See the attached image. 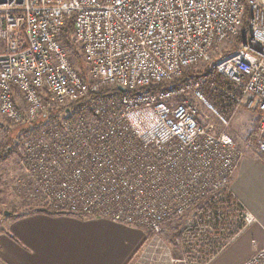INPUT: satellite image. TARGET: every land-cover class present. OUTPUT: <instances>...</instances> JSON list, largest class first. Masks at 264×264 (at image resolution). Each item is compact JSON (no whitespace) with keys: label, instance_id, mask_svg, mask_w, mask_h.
Masks as SVG:
<instances>
[{"label":"built area","instance_id":"built-area-1","mask_svg":"<svg viewBox=\"0 0 264 264\" xmlns=\"http://www.w3.org/2000/svg\"><path fill=\"white\" fill-rule=\"evenodd\" d=\"M247 7L246 38L223 51ZM71 19L84 73L65 41ZM200 64L232 83L224 92L235 108L257 112L258 136L246 147L264 153V0H0V131L1 120L53 119L23 140L19 197L146 228L154 234L147 249L160 244L166 224L210 198L219 206L225 194L231 207L207 205L204 220L222 232L255 222L231 190L245 153L229 119L204 94L202 78L179 81ZM239 264H264V248Z\"/></svg>","mask_w":264,"mask_h":264},{"label":"crops","instance_id":"crops-1","mask_svg":"<svg viewBox=\"0 0 264 264\" xmlns=\"http://www.w3.org/2000/svg\"><path fill=\"white\" fill-rule=\"evenodd\" d=\"M231 190L256 221L229 239L210 236L217 243L188 227L185 243L161 232L171 246L152 243L147 249L145 230L107 218L8 213L0 227V264H239L264 248V156L255 149L245 148ZM189 215L194 221V212Z\"/></svg>","mask_w":264,"mask_h":264},{"label":"rangeland","instance_id":"rangeland-1","mask_svg":"<svg viewBox=\"0 0 264 264\" xmlns=\"http://www.w3.org/2000/svg\"><path fill=\"white\" fill-rule=\"evenodd\" d=\"M233 43L229 42L227 43L222 50L226 51L229 49L230 46ZM75 47V46H74ZM73 47V48H74ZM71 50L75 53L77 51V48L75 47L76 51L70 47ZM78 55L77 58H75V61L78 63V66L81 67L84 66V69L86 68L85 63L80 60H78ZM80 63V64H79ZM209 64H200L197 66L195 69L198 74L197 78H202V82H204V74L208 72ZM82 69V67H81ZM201 107V110L206 112L207 115H209V122H214L216 126H218V119L216 115L212 112H210L205 104L200 103L199 104ZM220 110V109H219ZM221 111V110H220ZM221 113V112H220ZM222 115L226 116L229 119V126L227 128L228 133H230L237 141V144L239 147L242 149V151L245 153V148L246 147V142L248 140H255L252 139L250 136L251 134H255L258 136V114L255 110H250L246 109L244 107H238L234 108L232 113L228 114H223ZM52 118L48 119H40L39 121L35 122L32 125H11V123H7L4 120H1V131H0V143H3L6 141V135H7V141H8V136H11V141L10 145L12 144V147L9 151H6L8 156L5 159L0 160V227L4 226V222L6 220V216L4 215L5 211H9L12 213H19V214H24L29 210H35V209H41L38 203H30L26 197L23 196V198L26 199H21L19 195L20 193H17V190L15 189L14 186V178L17 177L18 174V163H19V156L22 154V149H23V140H26L27 138L31 136H35L38 134V132L44 128H46L47 122H52ZM13 129V130H10ZM16 128V129H15ZM25 128V129H22ZM220 128V127H219ZM10 131H7V130ZM252 149H255L256 153H258L260 156V151L258 150L257 146L254 145ZM264 155V154H263ZM43 209V208H42ZM190 215H186L185 217L180 218L179 220H173L169 222V226L173 228L172 230H169L167 235L169 237V240L172 242H178L182 244V240L180 239L181 236L178 233V229L176 227L179 226L180 222H184L186 218L189 219ZM4 221V222H3ZM167 225V224H166ZM229 230L227 231H220L219 233H226L225 236H228V239L230 236H233L234 233L238 231L240 227H236V224L229 225L228 226ZM146 230L147 233V240L149 242H152V240H149L152 238L154 235L152 232L149 230ZM181 231V230H179ZM217 236V234L215 235ZM227 239V238H226ZM169 240L165 239V235L163 233L160 234V243H162L164 246H167L169 248ZM155 243V241H153ZM156 244V243H155ZM171 246V245H170ZM170 254L173 255V252L170 250Z\"/></svg>","mask_w":264,"mask_h":264},{"label":"trees","instance_id":"trees-1","mask_svg":"<svg viewBox=\"0 0 264 264\" xmlns=\"http://www.w3.org/2000/svg\"><path fill=\"white\" fill-rule=\"evenodd\" d=\"M249 18H250V10L247 7L246 9V13H245V17H244V24L241 28L240 33L235 37L234 39V44L233 47L236 48L238 46H240L244 39L246 38V32L248 30V22H249ZM67 29L69 31V36H67L65 38V41L69 44V46L72 47V49L74 51H76L74 45L72 44V40H71V36H72V30H73V24H72V19L70 20V22L67 25ZM74 47V48H73ZM77 54L78 50L76 51ZM78 60L81 62L80 60V55H78ZM81 64H83L81 62ZM210 69H208V72L204 74V83L202 86V90L204 92V94L206 95V97L208 98V100L214 105V107L221 113H232L233 109L235 108V103L228 97V95L224 92V90H232L233 86L232 83L225 80L218 72H216L214 69H212L211 65H209ZM83 69V73L86 71V69H84V66H82ZM85 70V71H84ZM198 71H196L195 69H189L186 70L183 74V76L179 79V81H185L191 78H197ZM165 84H160V85H154L152 89H157V88H161L162 86H164ZM221 111H220V110ZM2 125V124H1ZM16 129V128H15ZM25 129V128H22ZM10 130H13L10 128ZM9 129L7 131H10ZM252 139H254L256 137L255 134H251L250 136ZM11 136H8V141H7V135H6V141L3 143H0V160L1 159H5L9 153H7L6 151H9L12 147V144L10 145V141H11ZM260 154L262 156H264L263 152L260 151ZM226 196L224 197V199L221 201L220 205L216 206L215 201L213 200V198L208 199L204 205L199 206L198 208L195 209L194 211V220H197L196 223L188 225L187 224V218L184 220V222H180L179 225L181 227V232L179 233V235L182 237V242L185 243L186 238H187V231L186 229L188 227L193 228L194 231L197 233H199V235H201L202 233H206L205 234V238L208 237V242H214L217 243L218 239L214 238V237H210V236H215L216 234H218V224L215 223L214 221H208V220H204L203 218H205V216L207 214H204L203 212L209 210V207H213V210H217L218 207H221L223 210H228V208L231 207V202L234 200L230 195L225 194ZM209 207H208V206ZM207 206V207H204ZM38 211H42V212H46L49 214H66V213H59V212H55V211H50L47 209H33V210H29L26 213H34V212H38ZM6 212V211H5ZM4 212V215H5ZM12 213V212H10ZM25 214V213H24ZM189 214H187L188 216ZM185 217V216H184ZM179 220V219H178ZM170 224V223H169ZM169 224L165 225L163 227L162 232H164L166 234V232H169ZM209 232V233H208ZM167 235V234H166ZM207 236V237H206ZM217 237V236H216Z\"/></svg>","mask_w":264,"mask_h":264},{"label":"water","instance_id":"water-1","mask_svg":"<svg viewBox=\"0 0 264 264\" xmlns=\"http://www.w3.org/2000/svg\"><path fill=\"white\" fill-rule=\"evenodd\" d=\"M120 90H121V91H125L124 88H120ZM8 213H10V212H9V211H6V212H5V214H8Z\"/></svg>","mask_w":264,"mask_h":264},{"label":"bare ground","instance_id":"bare-ground-1","mask_svg":"<svg viewBox=\"0 0 264 264\" xmlns=\"http://www.w3.org/2000/svg\"><path fill=\"white\" fill-rule=\"evenodd\" d=\"M69 45V44H68Z\"/></svg>","mask_w":264,"mask_h":264}]
</instances>
